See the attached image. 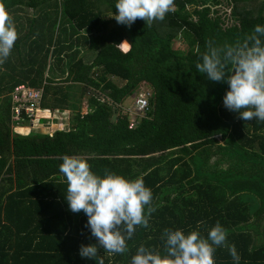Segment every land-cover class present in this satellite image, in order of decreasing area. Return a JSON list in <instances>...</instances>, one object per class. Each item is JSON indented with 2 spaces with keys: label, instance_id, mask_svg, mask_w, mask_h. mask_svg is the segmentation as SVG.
<instances>
[{
  "label": "trees",
  "instance_id": "trees-1",
  "mask_svg": "<svg viewBox=\"0 0 264 264\" xmlns=\"http://www.w3.org/2000/svg\"><path fill=\"white\" fill-rule=\"evenodd\" d=\"M116 2L4 0L19 37L0 64V264H98L80 255L82 244L98 241L85 226L86 214L72 212L65 198L67 180L59 171L65 155L87 159L101 176L106 170L142 176L152 190L156 211L149 226L137 227L124 254L100 248L105 264H131L141 245L163 251L166 228L188 233L203 222L207 236L217 221L228 230L239 264H264V121L239 119L223 104L229 85L196 68L207 40L232 44L264 26V0H175V12L164 20L149 27L138 18L130 28L107 16L118 14ZM2 67L24 77L12 82ZM48 68L56 77H47ZM46 81L41 114L74 111L71 130L16 133L13 87ZM56 83L82 85L106 98L92 95L82 114ZM141 91L149 107L131 129L120 106ZM23 124L31 125L29 119ZM214 258L234 264L224 247Z\"/></svg>",
  "mask_w": 264,
  "mask_h": 264
},
{
  "label": "clouds",
  "instance_id": "clouds-1",
  "mask_svg": "<svg viewBox=\"0 0 264 264\" xmlns=\"http://www.w3.org/2000/svg\"><path fill=\"white\" fill-rule=\"evenodd\" d=\"M115 9L118 14L111 12L107 16L118 24L130 28L139 18L150 27L154 21H162L168 13L175 12L176 5L175 0H117ZM18 37L14 18L4 0H0V64L11 55ZM196 68L208 80L229 85L223 104L239 113V119L264 121V26H255L251 34L232 44L221 46L207 40ZM59 171L67 180L65 198L70 210L86 214L85 226L98 241L82 244L81 257L105 264L100 248L107 255L126 253L127 241L137 227L149 226L151 215L156 211L152 190L145 186L144 178L128 179L108 170L101 176L91 170L87 159L68 155L63 157ZM202 223L188 233L183 229H164L163 251L141 245L131 264H216L214 255L220 247L227 248L234 264H239L235 245L227 241L228 230L217 221L204 236L200 231Z\"/></svg>",
  "mask_w": 264,
  "mask_h": 264
},
{
  "label": "built area",
  "instance_id": "built-area-1",
  "mask_svg": "<svg viewBox=\"0 0 264 264\" xmlns=\"http://www.w3.org/2000/svg\"><path fill=\"white\" fill-rule=\"evenodd\" d=\"M46 93L45 86L34 88L28 84H18L13 87L11 96V117L15 125L26 122L35 123V119L41 111V102L44 100ZM135 106L128 113L135 119H131L130 128H136L142 117L146 116L149 107L148 94L140 93L134 98ZM132 117V116H131Z\"/></svg>",
  "mask_w": 264,
  "mask_h": 264
},
{
  "label": "rangeland",
  "instance_id": "rangeland-1",
  "mask_svg": "<svg viewBox=\"0 0 264 264\" xmlns=\"http://www.w3.org/2000/svg\"><path fill=\"white\" fill-rule=\"evenodd\" d=\"M216 7L214 6L213 7V9H215ZM191 10V9H190ZM29 11H30V14H34V12H33V10H31V9H29ZM54 59H56V58H52L51 59V62L52 63H54ZM51 63V64H52ZM58 69H59V71H60V73H59V76L60 77H63L64 76V74H63V72H62V67L61 66H59L58 67ZM3 72H7V73H11L10 74V77L12 78V82L14 81V80H20V79H22L24 76L20 73V71H18V72H16V73H13L14 71H11V69H8V71H5V68L4 67H2V73ZM17 73H20V74H17ZM58 76V77H59ZM119 86H124L125 84H126V82H124V81H122L121 79H119V78H115V79H113ZM6 81H7V78H6ZM6 81H5V83L4 84H6ZM10 81H8V83H9ZM67 86H70V85H67ZM59 87H62V86H59ZM65 87V86H64ZM80 87H83V86H80ZM66 89V88H65ZM83 89H84V91L82 90V89H78V95L79 96H81V97H79L80 98V100H79V104H80V108H81V112L83 113V114H86V112L88 111V100H89V98L90 97H92V95H95L96 93V91L94 92L93 90H91V89H85L84 87H83ZM86 91V92H85ZM88 91V92H87ZM143 91H141L140 93H142ZM140 93H138V94H140ZM144 93V92H143ZM99 95V94H98ZM137 94H134L133 96H131L130 98H128L126 101H125V103L123 104V105H121L120 106V108H122V112H123V114H128V113H130L131 112V109L135 106V100H134V98H135V96H136ZM96 96H97V94H96ZM98 97H100V95L98 96ZM106 98V97H105ZM100 99H101V97H100ZM102 101H104L103 99H102ZM74 102H77V101H74ZM69 113V112H68ZM66 113V114H64V116L65 117H68L69 116V119L71 118V117H73L74 116V114H72V113ZM42 114L41 113H39L38 114V116L36 117V119H35V123H31V125L30 126H28V127H25V128H27L29 131H31V132H35V133H43V131H50V130H48L49 128H46L47 126H48V124L46 125L45 124V126L43 125V122L41 121L42 120ZM63 116V115H62ZM132 116V118L133 119H135V117L133 116V115H131ZM144 117H142L141 118V120H140V122H139V124H141V122H142V119H143ZM71 123H72V118H71ZM23 125H25V124H23L22 123V125H15L14 126V130L16 131V132H20V133H22L21 131H18V130H22V129H24V128H21ZM50 125V124H49ZM18 127H20V128H18ZM57 128V127H56ZM17 129V130H16ZM26 133H28V132H26ZM158 155H159V153H158ZM218 157L217 156H215L214 157V159L212 160V161H215L216 159H217Z\"/></svg>",
  "mask_w": 264,
  "mask_h": 264
},
{
  "label": "crops",
  "instance_id": "crops-1",
  "mask_svg": "<svg viewBox=\"0 0 264 264\" xmlns=\"http://www.w3.org/2000/svg\"><path fill=\"white\" fill-rule=\"evenodd\" d=\"M54 73L51 71V69L50 68H48V71H47V77H51V78H54V77H56V75L54 74ZM54 76V77H53ZM65 76V75H64ZM58 78V77H57ZM61 78V77H60ZM60 78H58V79H60ZM58 79H56V80H58ZM113 79H115V78H113ZM60 81V80H59ZM46 84H45V88H46V86H47V81L45 82ZM22 84H24V83H22ZM26 84V83H25ZM28 84V83H27ZM57 84V86H62L63 87V89H64V92H66L67 93V91H69L70 92V95H71V97H72V101L74 102V101H77V100H75L76 98H75V96H79L78 95V89H82L83 91H84V89H83V87H80V86H82V85H78V84H75V83H59V85H58V83H56ZM18 85V84H17ZM29 85V84H28ZM67 85H70V86H67ZM65 86V87H64ZM41 87H43V86H41ZM38 88H40V87H38ZM66 88V89H65ZM91 90H93L94 92H95V90L94 89H91ZM86 92V91H85ZM88 92V91H87ZM95 93H98L99 95H100V97L101 98H105V95L104 94H101V93H99L98 92V90H96V92ZM79 97H81V96H79ZM90 99V98H89ZM77 102H79V101H77ZM88 103H89V100H88ZM118 108V107H117ZM81 109V108H80ZM42 110V109H41ZM116 110H119V109H116ZM121 110H122V108H121ZM72 113V114H74V111H72V110H62V109H57L55 112H53V111H50V110H48V111H44V114H42L43 116H42V122H43V125L45 126V124L47 125L48 124V126L46 127V128H49L48 130H50V131H48V133H41V134H49V135H51V136H53L54 135V133H56L57 131H65V132H69L70 130H71V128H72V123H71V118L69 119V116L68 117H65L64 116V114H66V113ZM89 112V104H88V111L86 112V114ZM40 113H43V112H41L40 111ZM68 113V114H69ZM82 113V112H81ZM123 113V112H122ZM83 114V113H82ZM119 112H118V117H119ZM63 115V116H62ZM125 115H128L129 117H130V121H131V119H132V117L129 115V114H125ZM115 122H117L118 121V119L117 120H114ZM50 124V125H49ZM28 126H30V125H23L21 128H25V127H28ZM57 127V128H56ZM18 128H20V127H18ZM16 133H18V132H16ZM29 133V132H28ZM28 133H25V134H23V135H28ZM18 134H20V133H18Z\"/></svg>",
  "mask_w": 264,
  "mask_h": 264
},
{
  "label": "water",
  "instance_id": "water-1",
  "mask_svg": "<svg viewBox=\"0 0 264 264\" xmlns=\"http://www.w3.org/2000/svg\"><path fill=\"white\" fill-rule=\"evenodd\" d=\"M117 119H118V112H116L115 115H114V120H117ZM217 137H218V139L221 140V134L217 135Z\"/></svg>",
  "mask_w": 264,
  "mask_h": 264
}]
</instances>
